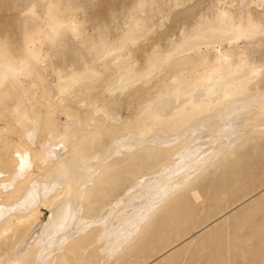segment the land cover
I'll return each mask as SVG.
<instances>
[{
    "label": "bare ground",
    "instance_id": "bare-ground-1",
    "mask_svg": "<svg viewBox=\"0 0 264 264\" xmlns=\"http://www.w3.org/2000/svg\"><path fill=\"white\" fill-rule=\"evenodd\" d=\"M177 1L168 2L177 6ZM139 11L143 5L134 9ZM47 16L52 45L63 29L74 32L72 23L53 15L51 5ZM247 22L242 28L228 13H219L201 27L183 30L167 53L143 56L139 65L135 55L148 31L136 18L116 42L109 37L93 42L82 69L56 70L57 83L36 107L19 82L36 72L42 55L28 46L29 58L20 63L0 41V102H14L5 108L6 116L0 111V119L9 122L0 129L7 162L0 172V264H119L153 226L175 222L182 203L176 202L178 194L263 137L264 62L245 57L237 65L200 72L184 60L204 47L264 35V27ZM168 68L174 75L155 85L152 97L153 79ZM145 93L150 101L142 100ZM125 94L136 102L129 121L112 111L117 96ZM240 165L228 167L229 173ZM192 196L200 199L197 192ZM43 209L51 213L44 226ZM261 212L264 197L241 221L242 228H252L245 240L261 245L240 247L233 255L237 264H264Z\"/></svg>",
    "mask_w": 264,
    "mask_h": 264
},
{
    "label": "rangeland",
    "instance_id": "rangeland-1",
    "mask_svg": "<svg viewBox=\"0 0 264 264\" xmlns=\"http://www.w3.org/2000/svg\"><path fill=\"white\" fill-rule=\"evenodd\" d=\"M168 1L0 0V41L6 53L20 63L29 58L30 49L42 55L43 62L35 65L36 72L23 77L19 82L23 91L31 98L30 103L36 107V101L43 102L46 91L57 83L56 70L69 74L72 70L82 69L84 62L90 58L89 49L93 42L102 37H109V42H116L136 18L145 23L148 31L145 42L139 44L140 52L135 55L139 65H142L145 55L151 56L163 51L164 54L167 53L180 41L183 30L189 32L201 27L222 12L228 13L239 27L246 28L247 21L257 27H264V0H178L177 6L171 4V0V3ZM49 5L55 17L62 19L66 24L72 23L76 27L73 31L77 32L63 29L54 45L48 40ZM139 5L144 6V11L135 14L134 9ZM177 7L179 8L176 9ZM27 37L33 39L29 45ZM223 57H226L227 61ZM245 57L255 64L264 62L263 34L244 38L233 44L225 43L217 48L204 47L184 60L200 66L199 71L204 72L220 64L224 67L229 63L237 65ZM190 67L192 66L186 70L183 68L184 74L189 72ZM174 72V69L168 68L162 75L159 74L153 79L152 86L149 87L152 88V97L157 91L153 87L160 84L161 80L169 79ZM196 73L198 74L194 71L191 77L195 78ZM33 82L37 85L36 89H32ZM150 94H143L142 100L150 101ZM105 97L107 98V94ZM117 97L112 111L123 121H129L136 112V102L128 94ZM13 103L10 99L0 102V111L4 112V116L7 113L5 108L11 107ZM8 123L6 118L0 119V129H5ZM8 136L13 137L10 134ZM260 138L254 139L257 142L251 140L247 146L239 149L226 166L223 165L217 172L212 170L210 175L200 179L193 191L186 190L178 194L176 202L181 200L182 203L176 208L175 222L158 230L153 226L138 243H134L119 264H237L233 255L240 247H259V240H245L252 228H242L241 221L251 216L252 209L257 207V201L264 197V136ZM12 139L16 141V137ZM255 147L257 150L254 152L252 150ZM5 159L6 150L0 146V172L7 166ZM234 164L244 165L229 173L228 167ZM194 192L200 195L198 201L193 199ZM189 213L192 214L191 219L185 224L182 223ZM50 216V211L43 209V226L49 222ZM196 227L198 229L193 231ZM141 244H144L142 249Z\"/></svg>",
    "mask_w": 264,
    "mask_h": 264
}]
</instances>
